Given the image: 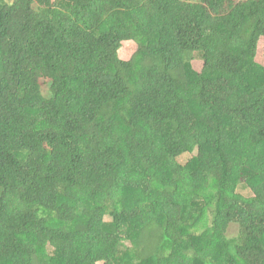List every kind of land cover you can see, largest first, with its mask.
I'll return each instance as SVG.
<instances>
[{"label":"trees","instance_id":"1","mask_svg":"<svg viewBox=\"0 0 264 264\" xmlns=\"http://www.w3.org/2000/svg\"><path fill=\"white\" fill-rule=\"evenodd\" d=\"M262 42L264 0H0V264H264Z\"/></svg>","mask_w":264,"mask_h":264},{"label":"rangeland","instance_id":"2","mask_svg":"<svg viewBox=\"0 0 264 264\" xmlns=\"http://www.w3.org/2000/svg\"><path fill=\"white\" fill-rule=\"evenodd\" d=\"M263 46H264V42H262L260 44V50L261 51L259 54V60L264 63L263 50H262ZM137 49H138V46L134 41L124 42L122 48L119 51L120 57L124 60H129L134 55V53L137 51ZM197 57H198V55H197ZM196 153L197 152H195L193 154L186 153V154L179 157V161L182 164H186L194 155H196ZM238 192L247 196V197H250L253 195V192L248 187H246L245 185H241L238 189ZM106 220L110 221L111 218L107 217ZM236 228H237V226L233 225L230 232L232 234H235ZM99 264H104V263L101 262Z\"/></svg>","mask_w":264,"mask_h":264}]
</instances>
